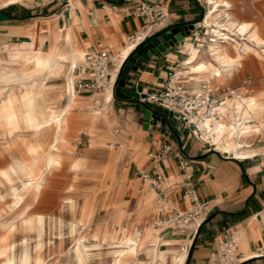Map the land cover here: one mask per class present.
Listing matches in <instances>:
<instances>
[{"label":"crops","instance_id":"crops-1","mask_svg":"<svg viewBox=\"0 0 264 264\" xmlns=\"http://www.w3.org/2000/svg\"><path fill=\"white\" fill-rule=\"evenodd\" d=\"M231 1L238 4L237 0ZM139 2L160 4L164 11L163 17L147 27V38L151 39L173 26L185 27L181 31V39H173V45L163 52H155L150 57L143 55L137 67L128 71L125 88L141 87L140 95L159 90L168 70L181 67L184 73H190L183 61L190 56L192 48L204 45L200 38L202 29L205 31L206 28L204 0H0V54L14 46L29 49L32 44L48 51L52 29L70 35L71 43L65 45L68 51L75 46L82 53L102 48L112 55L118 54L126 45V36L142 26L139 17L129 14ZM232 2L229 11L233 10L237 15L236 18L232 14L234 18L250 24L241 20L250 17L249 4L244 9H234ZM190 74L194 79V74ZM79 93L84 99L96 95L91 91ZM109 118L118 140L116 143L131 142L134 133L140 130V165L123 152L127 154L128 161L122 169H117L118 160L111 177L104 178L101 170L92 169L95 171L94 180L101 186L107 182L122 183V190L127 191L131 201L137 204L132 214L137 223L145 221L153 206L161 200L180 205L181 195L189 186L194 188L200 200L208 201L209 211L195 231L158 228L155 241L158 249L153 248L157 260L159 251L166 254L168 262L171 255L185 247L183 264H213L215 237L226 229L237 227L241 232L238 251L243 257L238 264H264V256L246 257V253L252 252L256 245H264V151H258L247 159L225 155L213 146L208 148L194 131L180 130L178 119L173 115L165 119L164 124L152 119L160 126L144 129L140 102L133 98L112 97ZM170 123H173V128ZM164 125L169 127V131L163 129ZM166 141L172 143L175 150L154 159L148 155L149 152L159 153ZM253 148L261 149L264 145ZM177 151L187 162L183 168L179 167ZM113 156L110 151L103 161L94 160L91 165H108ZM136 168L148 171L151 176L156 173L163 176L156 188L147 187L154 192L151 201L146 199L147 195L139 197L144 183L137 176ZM151 243L154 242L143 247Z\"/></svg>","mask_w":264,"mask_h":264},{"label":"rangeland","instance_id":"rangeland-1","mask_svg":"<svg viewBox=\"0 0 264 264\" xmlns=\"http://www.w3.org/2000/svg\"><path fill=\"white\" fill-rule=\"evenodd\" d=\"M237 3L236 5L232 2L234 9H244L247 3L249 4L251 15L241 20L251 22L247 23L248 26H257L264 38V0H237ZM206 9L205 7V11ZM230 11L237 18L233 10ZM248 30L249 28L245 32ZM200 38L204 45L210 44L212 48L222 44L218 36L212 37L206 34L204 29ZM227 47L229 54L234 56L233 47ZM200 49L201 52L204 51L202 47ZM19 62L21 61L9 58L6 52L0 57V101L8 95L13 98L24 126L23 118L31 111L25 104V93H30L33 108L38 112L47 110L48 107L59 109L66 103L64 76L68 68L55 76L46 77L43 74L22 72L23 64ZM213 75H216L215 72ZM246 75L253 78L248 95H256L264 90V52L261 48L244 53L238 66L230 67L223 75L214 76V80L224 86L237 87ZM78 94L80 96L82 93ZM84 100L86 101L77 105L69 117L65 143H61L62 147L59 149V162L51 170L45 171L34 185L28 184L27 177L19 170H11L16 163L15 158L27 157L23 143L32 141V132L22 129L20 134H8V126L0 119V264H161L155 256L158 249V243L155 242L139 249L135 257L129 256L119 262L114 260L120 245L115 239L106 236V228L109 226L111 229H119V219L116 216L121 211L127 213L124 222L128 223L131 229L150 224L157 204L153 206L145 221L137 223L135 216L132 217L137 204L131 201L127 191L122 190V183L114 181L103 183L101 186L95 182V171L92 169L96 170L98 165L92 166L91 163L94 160L103 161L107 153L112 151L115 160H111L108 165L104 164L106 169H98L104 178L111 177L117 160V169L120 170L127 164L126 155L130 158L135 147H139L137 137L140 130L134 133V138L128 143H116L118 140L113 133V148L108 146L106 140L93 142L86 130L87 121L83 116L90 114V107L99 109V106L94 107L93 98ZM96 128V134H101L102 124ZM246 139L253 144L252 147L264 145V133H250ZM121 143L127 144L126 151L118 150ZM255 149L257 152L264 151V148ZM137 163L140 165L138 161ZM116 186L117 192L112 199ZM140 189L147 190L146 184L141 185ZM34 190L36 195L32 196ZM149 193H153V190L142 191L139 197ZM17 194L23 196V199L15 202ZM112 202L116 203L115 208H118L115 212L111 211ZM84 205L85 215L82 223L79 219L82 217L81 208ZM77 243H80L82 263L78 259ZM4 249L6 255L2 253ZM5 258H8L10 263ZM166 264H170V259Z\"/></svg>","mask_w":264,"mask_h":264},{"label":"bare ground","instance_id":"bare-ground-1","mask_svg":"<svg viewBox=\"0 0 264 264\" xmlns=\"http://www.w3.org/2000/svg\"><path fill=\"white\" fill-rule=\"evenodd\" d=\"M204 2L207 8L205 32L212 37L218 36L222 44L213 48L210 44L202 45L203 52H201L200 48H192L190 56L183 63L186 69L194 74L193 77L196 80L205 79L209 75H212L213 72L217 76L223 75L230 67L238 66L242 55L249 50L255 51L257 48H261L264 52V38L261 36L259 28L254 24L248 26L244 22H238L229 11L231 7L229 1L204 0ZM247 28L249 30L245 32ZM50 41L48 51H42L39 47H34L33 44L29 49H20L14 46L5 51L9 58L21 61L19 63L23 64L22 72L24 73H37L43 74L46 77H52L68 68L64 76L66 103L59 109L48 107L47 110L40 109L41 111L38 112L33 108V99L30 93H25V104L31 111L24 118L22 117L24 126L21 123V114L15 106L13 98L8 95L0 101V119L8 126V134H20L19 131H22V129L32 132V141L30 143H23L27 157L15 158L16 163L11 167V170L14 172L18 170L22 172L27 177L28 184L33 185L45 171L51 170L59 162V149L62 147L61 143H65L69 117L77 105H80L82 101H86L74 90L72 83V68L81 58L82 52L75 46H72V49L68 51L65 45L71 43L70 35L68 33L61 34L58 29H52L50 31ZM228 45L233 47L235 51L234 56L229 54ZM132 48L133 46L127 43L115 56V70L121 66ZM1 56L2 54H0ZM115 70L111 72L112 79H114ZM98 95L101 97L100 103L97 105L93 102V105L95 108L99 106V109L90 107V114L83 116L87 121L86 130L89 132L90 139L93 142L96 140H106L108 146L113 148L114 143L111 141V135L114 132L111 128L112 122L109 118L110 103L113 97L112 90L110 87H106ZM227 105L231 106V109L227 111L228 114L225 119L212 121L210 118L204 117L198 121V127L202 132V137L207 139L214 149L225 155L236 159L253 157L257 150L247 141L246 136L250 133H264V90L256 95H247L241 101L230 98L227 100ZM98 123H101L103 126V128H100L102 131L101 134H96V127L99 128ZM119 148V151H126L127 144L121 143ZM111 153L113 152L111 151ZM140 156L139 149L135 147V151L130 154V159L137 162ZM114 160L115 158L113 156L112 162ZM97 169L104 170L106 166L98 165ZM146 191L148 189H143V192ZM116 192L117 186L111 196L112 199ZM153 193H149L146 199L151 201L154 196ZM35 195L36 190L32 192V196ZM22 197L20 194H17L14 201L22 200ZM115 207L116 203H113V208H110L112 212L118 209ZM81 213L82 217L79 221L83 223L85 205L81 208ZM126 215L127 213L123 211L118 216L115 215L119 219L118 230L116 228L111 229L109 226L105 230L106 236L115 239L120 245L114 257L115 262H119L129 256L135 257L139 249L146 243L155 242L158 238L157 233L159 229L153 227L151 223L141 227L142 233L139 238H136L133 229H131L132 227L124 222ZM76 250L78 259L82 263L83 256L80 243H77ZM2 253L6 255V249L2 250ZM251 254L252 252L246 253V257H249ZM185 255V247H182L178 253L171 255L170 264H183ZM157 257L161 264L167 263L165 253L159 251ZM5 259L9 262L8 258Z\"/></svg>","mask_w":264,"mask_h":264},{"label":"built area","instance_id":"built-area-1","mask_svg":"<svg viewBox=\"0 0 264 264\" xmlns=\"http://www.w3.org/2000/svg\"><path fill=\"white\" fill-rule=\"evenodd\" d=\"M129 14L139 17L142 22L140 28L126 36V44L129 43L133 46L131 53L147 38V27L163 17L164 11L160 4L139 2L129 11ZM116 55H112L108 50L102 48H92L82 53L81 58L72 68L74 90L77 93L91 91L96 94L93 97V102L98 105L101 98L97 93L102 92L106 87L113 90L120 68L116 70L114 68ZM113 70H115L114 79L111 74ZM184 72L185 70L181 67L168 70L160 89L147 93L139 99L141 102H150L171 111L172 115L180 122V130L194 131L202 138L205 145L211 148L212 145L202 137L198 121L204 117L210 118L212 121L225 119L227 111L231 109V106L227 105V100L234 98L241 101L243 97L247 96L253 84V78L251 75H246L240 86L229 87L216 83L214 81L216 75H209L206 79L198 81L194 80L190 73ZM158 123L151 120L148 129L159 127ZM173 150H175L173 144L166 141L162 143L159 153L149 152L148 155L154 159L165 153H171ZM178 157L179 167L183 168L187 162L179 153ZM135 172L150 189L156 188L158 183L163 180L161 173L151 176L148 171L140 168H136ZM180 201V205L166 199L159 201L151 225L164 230L178 228L195 231L209 211L208 201L200 200L194 188L190 186L185 188ZM133 233L136 238H139L142 228L134 227ZM240 235V230L237 227H232L215 237L216 255L213 264H238L243 260L238 251ZM250 256H264V245H256Z\"/></svg>","mask_w":264,"mask_h":264},{"label":"water","instance_id":"water-1","mask_svg":"<svg viewBox=\"0 0 264 264\" xmlns=\"http://www.w3.org/2000/svg\"><path fill=\"white\" fill-rule=\"evenodd\" d=\"M185 27L183 26H173L159 35L154 36L153 38H146L137 49L133 51L131 56L126 60L125 64L121 69L119 68L112 94L114 98L117 99H129L133 98L140 102V110L144 115V123L143 128H149V122L152 119L159 120L162 124H164L165 119H170L172 116V112L165 109L160 108L150 102H141L140 97H144V95H140L141 87H137L135 89L125 88V85L128 80V71L130 68H136L138 63L142 60V56L150 57L155 52H163L168 46L173 45V39H181V31H183ZM170 127L173 128V123H170ZM164 130L169 131V127L164 125ZM173 137V135H172Z\"/></svg>","mask_w":264,"mask_h":264},{"label":"trees","instance_id":"trees-1","mask_svg":"<svg viewBox=\"0 0 264 264\" xmlns=\"http://www.w3.org/2000/svg\"><path fill=\"white\" fill-rule=\"evenodd\" d=\"M138 47H139V46H138ZM138 47H136V49H137ZM132 53H133V52H131L130 54H128V56L126 57V59H125V60L123 61V63L121 64L120 69H121V67H123V65L125 64L126 60L131 56Z\"/></svg>","mask_w":264,"mask_h":264}]
</instances>
